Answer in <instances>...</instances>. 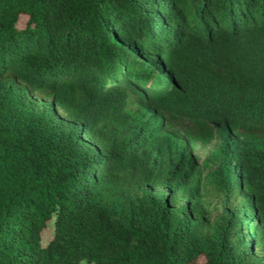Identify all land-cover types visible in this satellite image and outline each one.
<instances>
[{
  "label": "trees",
  "instance_id": "16d2710c",
  "mask_svg": "<svg viewBox=\"0 0 264 264\" xmlns=\"http://www.w3.org/2000/svg\"><path fill=\"white\" fill-rule=\"evenodd\" d=\"M200 258L264 264V0H0V264Z\"/></svg>",
  "mask_w": 264,
  "mask_h": 264
},
{
  "label": "rangeland",
  "instance_id": "374dc122",
  "mask_svg": "<svg viewBox=\"0 0 264 264\" xmlns=\"http://www.w3.org/2000/svg\"><path fill=\"white\" fill-rule=\"evenodd\" d=\"M38 100H41L42 98L37 96ZM179 129V127H178ZM216 145L215 141L210 142L206 147H202L199 145L197 147V155L199 162L203 161L204 158L206 157L208 151L212 149ZM214 166H203V169L201 170V176L203 177L204 181L208 183L207 187L204 188L203 194H202V205L199 208L200 211V219H203V221L212 224L213 221L219 216V213L222 208V203L220 201V197L217 195L216 191L210 187L209 185V177H208V170L213 168ZM153 192H162V188H157V189H151ZM242 216L245 218H248V213L242 212ZM52 229H53V224H52V219L46 222L45 227L41 230L40 232V243L41 245H45L51 238L52 236ZM202 259L200 258L198 260V264H201ZM79 264H92V263H87L85 261H80Z\"/></svg>",
  "mask_w": 264,
  "mask_h": 264
}]
</instances>
